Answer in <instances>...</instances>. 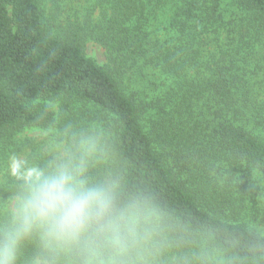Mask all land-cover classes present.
<instances>
[{"label":"trees","instance_id":"16d2710c","mask_svg":"<svg viewBox=\"0 0 264 264\" xmlns=\"http://www.w3.org/2000/svg\"><path fill=\"white\" fill-rule=\"evenodd\" d=\"M152 1L113 0L104 23L62 39L41 0H0V136L100 130L110 152L92 175L156 198L174 257L264 264V236L229 218L264 177V0H175L163 31L146 26ZM88 39L108 67L85 55Z\"/></svg>","mask_w":264,"mask_h":264},{"label":"clouds","instance_id":"9594fccd","mask_svg":"<svg viewBox=\"0 0 264 264\" xmlns=\"http://www.w3.org/2000/svg\"><path fill=\"white\" fill-rule=\"evenodd\" d=\"M109 152L102 131L72 133L16 183L0 204V264H221L208 249L174 257L175 226L159 201L92 175Z\"/></svg>","mask_w":264,"mask_h":264},{"label":"rangeland","instance_id":"374dc122","mask_svg":"<svg viewBox=\"0 0 264 264\" xmlns=\"http://www.w3.org/2000/svg\"><path fill=\"white\" fill-rule=\"evenodd\" d=\"M175 4V0H153L147 4L144 16L149 30L168 28ZM40 5L46 27L52 35L63 39L71 34V27L87 30L104 23L103 18H109L112 13L113 0H41ZM83 47L87 57L100 66L108 67L105 50L99 43L88 39ZM66 139L57 141L55 131L39 128H25L12 132L9 137L6 134L0 136V204L7 202L11 181L17 183L34 168L46 166L68 143ZM247 183L248 189L255 194L248 192L251 201L239 206L234 216L229 218L264 236V177H254Z\"/></svg>","mask_w":264,"mask_h":264}]
</instances>
